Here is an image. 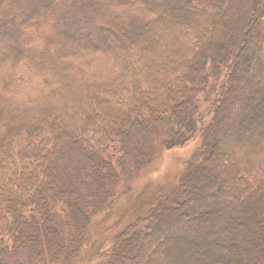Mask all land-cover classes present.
I'll use <instances>...</instances> for the list:
<instances>
[{"label": "trees", "instance_id": "trees-1", "mask_svg": "<svg viewBox=\"0 0 264 264\" xmlns=\"http://www.w3.org/2000/svg\"><path fill=\"white\" fill-rule=\"evenodd\" d=\"M93 258L264 264V0H0V264Z\"/></svg>", "mask_w": 264, "mask_h": 264}, {"label": "rangeland", "instance_id": "rangeland-1", "mask_svg": "<svg viewBox=\"0 0 264 264\" xmlns=\"http://www.w3.org/2000/svg\"><path fill=\"white\" fill-rule=\"evenodd\" d=\"M198 145L199 140H193L183 147L166 149L156 155L153 161L143 169L141 175L134 180L132 183V192H130V195L125 196L118 206L116 205L113 214H116L115 212L122 208L126 209V207L129 206L130 200L138 196L141 192L154 189L160 190V187L161 189H168L175 184L183 171L185 162ZM92 223V237L93 239L98 238L99 242L91 247L93 249L86 250L87 253L84 254L82 260L84 257L86 258L87 255L95 254L96 251L102 252L103 249L105 250L108 248L110 240L108 241L106 237H109L111 232L113 233V230H111L110 227H108L105 232L106 221L104 222V219L99 215L94 218ZM97 259L93 258L83 264H98L99 260Z\"/></svg>", "mask_w": 264, "mask_h": 264}]
</instances>
